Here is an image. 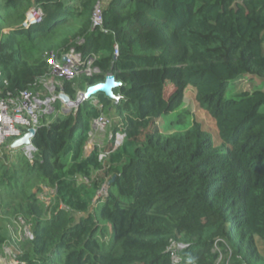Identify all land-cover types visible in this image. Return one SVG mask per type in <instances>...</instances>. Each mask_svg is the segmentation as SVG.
I'll return each instance as SVG.
<instances>
[{
  "label": "trees",
  "instance_id": "16d2710c",
  "mask_svg": "<svg viewBox=\"0 0 264 264\" xmlns=\"http://www.w3.org/2000/svg\"><path fill=\"white\" fill-rule=\"evenodd\" d=\"M101 3L104 22L94 27ZM33 5L43 23H27ZM71 48L100 72L63 80L65 92L75 99L113 73L121 98L99 93L97 103L45 115L32 161L21 153L12 169L0 159L4 214L32 221L20 263L264 264V0H0L4 95L38 92L52 76L50 55ZM241 80L261 88L233 94ZM188 86L220 145L196 120L163 133L160 119L180 107ZM102 114L120 118L115 128L126 132L106 161L85 149ZM45 188L56 191L50 204L39 197ZM71 211L86 215L75 221ZM8 240L0 225V249Z\"/></svg>",
  "mask_w": 264,
  "mask_h": 264
},
{
  "label": "built area",
  "instance_id": "2783aa9c",
  "mask_svg": "<svg viewBox=\"0 0 264 264\" xmlns=\"http://www.w3.org/2000/svg\"><path fill=\"white\" fill-rule=\"evenodd\" d=\"M43 17L44 13L42 9L35 5L31 6L27 12V21L29 22H40L43 20ZM103 20V7L99 4L93 14L94 25L101 26ZM115 54H118V49L115 50ZM48 61L52 68V78L48 83H45L44 92L38 93L28 89L19 92L18 95H13L12 93L4 95L3 91L0 92V148L10 139L14 140V144L30 130H38L43 116L54 112V104L60 99L54 90L60 88L59 91L61 92L63 80L73 79L81 72H85L87 75L100 72L98 68L92 65L91 61L85 63L81 54L76 52L74 48L70 49L60 59L52 53ZM81 67H84V70H80ZM6 84L7 81L0 70V87L5 85V89ZM94 120L96 121V127L105 129L109 125V129L111 128L113 131V126L119 123H114L118 119L104 114ZM114 132L111 134L114 146L119 147L123 144L126 133L123 131ZM13 144L11 145L12 149L22 151L30 161L34 159L36 148L33 143L25 144L20 148H16ZM28 237L33 239L31 232L28 233ZM178 246L179 248L183 247L182 245ZM175 260L179 261V258L175 257Z\"/></svg>",
  "mask_w": 264,
  "mask_h": 264
},
{
  "label": "rangeland",
  "instance_id": "374dc122",
  "mask_svg": "<svg viewBox=\"0 0 264 264\" xmlns=\"http://www.w3.org/2000/svg\"><path fill=\"white\" fill-rule=\"evenodd\" d=\"M50 80V79H49ZM49 80L43 81V87L40 89L38 88V93L44 92V85ZM260 81H255V83H251L249 80H241L237 81L233 85L234 91L233 94L243 92L245 90L253 91L256 88H261ZM168 89H172V85L168 84ZM264 89V86L262 87ZM57 90V89H56ZM196 91L192 86H188L185 91V97L183 99L182 104L180 107L171 115L162 117L159 121V125L161 126V129L165 135H169L171 133L176 132H183L186 131L190 126H192L194 120L200 122L203 124V128L208 131L210 134H212L214 141L217 145H220L222 143L216 123L213 119V117L209 114L208 111H206L204 108H201L196 100ZM111 113H113L111 116H119L117 115V112L115 109H111ZM106 115V114H105ZM107 116V115H106ZM178 117H181L182 119L178 122H176V119ZM54 118V117H53ZM52 118V119H53ZM107 118V117H106ZM118 119L114 123L120 122V118L115 117ZM92 129L90 132V138L88 143L86 144V154H91L96 148L99 151V159L101 161H106V159L109 156L110 152H114L118 147L114 146L112 133H115L111 128L109 129V125L104 129L100 127H96V121H92ZM125 132L121 127L116 132ZM126 133V132H125ZM12 140L6 141V143L0 148V159L2 161V164L7 165L8 167L15 166L20 156L22 155L21 151H17V153L12 154L11 147ZM120 147V146H119ZM16 157L15 162L12 161V156ZM12 168V167H11ZM13 169V168H12ZM101 170L96 171L94 170L92 177H96L97 175L101 174ZM109 179V178H108ZM77 180L79 183H88L90 178L83 176V175H77ZM107 180L104 185L102 186V189L98 191L97 198L95 199L94 205L97 203V199L101 197L103 194L106 193L107 187H108ZM39 197L43 199L47 204H50L55 198H56V191L54 189L45 188L44 193H40ZM61 207L66 208V206L62 203L60 205ZM94 210L93 208L91 209ZM72 215L74 217V220L77 221L81 219L86 214L82 212H72ZM32 221L28 220L26 221L23 216L15 217L13 215L7 214L3 212L2 207L0 206V225L4 226L7 230L9 240L4 246V248L0 249V264H20V261L18 259L19 251L21 244L23 243L24 239H26V236H28V233L30 232L29 229L32 228ZM230 253H224L222 259L225 260L226 257L229 256Z\"/></svg>",
  "mask_w": 264,
  "mask_h": 264
},
{
  "label": "water",
  "instance_id": "95a60500",
  "mask_svg": "<svg viewBox=\"0 0 264 264\" xmlns=\"http://www.w3.org/2000/svg\"><path fill=\"white\" fill-rule=\"evenodd\" d=\"M122 82L118 81L115 74L109 73L106 75L103 81L90 85L86 91L79 92L76 99H72L70 95H68L64 89H62L59 94L61 100L65 104H67L70 108H79L81 104L85 101L92 99L99 93L105 94V96L114 100L115 104H118L121 98V95L116 94L114 89L119 87ZM36 130L32 129L28 133H26L22 138L18 139L13 146L16 148L22 147L25 144H31L33 142L34 136L36 134Z\"/></svg>",
  "mask_w": 264,
  "mask_h": 264
},
{
  "label": "clouds",
  "instance_id": "9594fccd",
  "mask_svg": "<svg viewBox=\"0 0 264 264\" xmlns=\"http://www.w3.org/2000/svg\"><path fill=\"white\" fill-rule=\"evenodd\" d=\"M101 6L103 7V5H102V3H101ZM103 10H104V7H103ZM44 13V12H43ZM104 19V18H103ZM92 20H93V18H92ZM45 21V14H44V17H43V20H42V23ZM103 22H104V20H103ZM27 23L28 24H38V23H41V21L40 22H29V21H27ZM93 25H94V22H93ZM94 27H102V25L101 26H95L94 25ZM72 49V48H71ZM75 49V48H74ZM68 52V51H67ZM66 52V53H67ZM77 52V51H76ZM65 53V54H66ZM64 56V55H63ZM62 56V57H63ZM61 58V57H60ZM59 58V59H60ZM85 63H87L86 61H84ZM79 76V75H78ZM77 77V76H76ZM75 77V78H76ZM52 78V76L51 77H49V78H47V79H44V80H42L41 81V84H42V87H43V81H45V80H49V79H51ZM74 79V78H73ZM72 80V79H71ZM62 89H64V88H61V90ZM87 89V88H86ZM86 89L85 90H82V91H79V92H84V91H86ZM60 90V88L59 89H57V90H54V92H56V94H60L61 92L59 91ZM39 91V90H38ZM65 91V90H64ZM78 92V93H79ZM78 93H77V95H78ZM69 95V94H68ZM98 95V94H97ZM96 95V96H97ZM96 96H94L92 99H93V101H94V103H97L98 102V100L97 99H95V97ZM77 97V96H76ZM59 98H60V96H59ZM72 98V97H71ZM72 99H74V98H72ZM76 99V98H75ZM60 102L61 103V109H57L55 106H56V103L57 102ZM55 104H54V108H55V110H54V112L53 113H51V114H48L47 116H53V117H55V116H57L60 112H63V113H68V112H71V111H73V110H77L78 108H70L67 104H65L64 102H63V100H61V98L58 100ZM105 115V114H104ZM45 116V115H44ZM43 116V117H44ZM108 116V115H107ZM41 123H42V121H41ZM119 126V123L117 124V125H115V126H113V129H114V131H117V130H119V129H116L115 127H118ZM10 140H12V143H11V145L13 144V142H14V140L13 139H10ZM9 140V141H10ZM33 143V142H32ZM34 145V144H33ZM23 147V146H22ZM20 148V147H19ZM23 153V152H22ZM104 195V194H103ZM98 200V199H97ZM94 202H96V201H94ZM29 231L31 232V234L33 235V239H34V234H33V231H32V229H29ZM26 239H30V240H32V238H30V237H28V236H26ZM21 264V263H20Z\"/></svg>",
  "mask_w": 264,
  "mask_h": 264
},
{
  "label": "crops",
  "instance_id": "0c3cea01",
  "mask_svg": "<svg viewBox=\"0 0 264 264\" xmlns=\"http://www.w3.org/2000/svg\"><path fill=\"white\" fill-rule=\"evenodd\" d=\"M110 0H103L104 5L106 6Z\"/></svg>",
  "mask_w": 264,
  "mask_h": 264
},
{
  "label": "bare ground",
  "instance_id": "6f19581e",
  "mask_svg": "<svg viewBox=\"0 0 264 264\" xmlns=\"http://www.w3.org/2000/svg\"><path fill=\"white\" fill-rule=\"evenodd\" d=\"M42 22V21H41Z\"/></svg>",
  "mask_w": 264,
  "mask_h": 264
}]
</instances>
